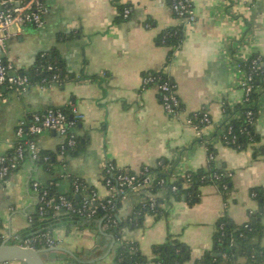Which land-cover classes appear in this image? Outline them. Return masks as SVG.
<instances>
[{
    "label": "crops",
    "instance_id": "1",
    "mask_svg": "<svg viewBox=\"0 0 264 264\" xmlns=\"http://www.w3.org/2000/svg\"><path fill=\"white\" fill-rule=\"evenodd\" d=\"M48 11L41 27L17 24L8 40L7 59L20 73H27L41 52L51 51L62 63L63 79L50 85L33 84L18 96L7 92L0 104V155L11 154L18 123L30 122L34 113L63 106L84 115L74 129L85 148L67 153L64 161L48 171L26 159L5 180L0 181V216L11 238L28 237L40 229L29 217L36 211L37 192L31 182L55 183L61 193L71 189L72 179L94 187L101 197L103 167L107 161L138 171L160 160L174 165L175 174L207 167L208 144L216 150L215 161L226 164L232 173V191L225 197L217 185L202 187L201 199L194 205L183 200L164 202L168 209L159 218L144 217L142 227L126 223L133 209L147 196L141 191L122 200L116 213L123 221L121 233L137 241L148 257L152 245L166 240L168 233L189 247L185 264L213 251V235L219 217L226 212L236 223H244L258 208L251 189L264 186V93L259 99L256 131L261 140L238 150L222 144L216 136L224 120V106H233L244 97L245 71L238 62L254 53L264 57V0H196L197 19H179L168 0H45ZM120 4L130 5V15L118 19ZM183 26L184 40L175 48L157 42V36L171 26ZM163 70L172 77L182 107L177 114L162 105L156 85L143 87L146 72ZM198 111L209 113L212 123L200 130L187 122ZM41 149L58 151L64 136L45 129L38 137ZM81 197L77 194V197ZM164 191L156 192L163 197ZM104 217L91 226L67 230L61 222L52 229L57 246L64 250L43 253L46 264H115V237ZM100 231L104 232L95 251ZM264 246V234L261 238ZM243 262L244 259H241ZM6 264H22L9 262Z\"/></svg>",
    "mask_w": 264,
    "mask_h": 264
},
{
    "label": "trees",
    "instance_id": "2",
    "mask_svg": "<svg viewBox=\"0 0 264 264\" xmlns=\"http://www.w3.org/2000/svg\"><path fill=\"white\" fill-rule=\"evenodd\" d=\"M168 1L171 5L172 1ZM125 7H130V5L120 4L118 6V19L124 18L123 11ZM184 37L183 26L180 25L168 27L157 36L156 39L159 44L172 48L167 56V63L171 61L174 55L173 50L182 44ZM254 60H256L255 64ZM239 63L246 73H252L253 90L250 92L248 99L244 100L243 97L242 101L236 105L224 106L225 117L217 128L216 136L222 144L238 150L253 146L258 154L262 152L263 146L256 147V143L260 142L261 137L255 126L259 114V99L264 93V57L254 53L246 60L239 61ZM254 65L255 68L253 69ZM150 73L157 77L158 84L168 81L175 86L172 77L163 70L150 71ZM24 74L29 76L32 85L39 84L42 86L57 82L53 79L55 74L58 75L59 81L64 76L61 61L51 51L41 52L28 72ZM158 96H161L159 89ZM60 108L71 113V106ZM249 111L252 112L251 115ZM202 116L203 111H198L194 121L199 122ZM84 148L82 138L77 137L74 147L69 149L68 153L76 155ZM216 153V148L209 143L207 167L186 170L182 174H175L174 165L168 160H160L156 166H150V170L157 173V178L153 181L150 189L154 192L162 190L164 196L156 197L154 201L146 200L137 204L127 218L126 223L130 226L142 227L145 215L152 214L157 218L166 215L168 209L164 206L165 201L171 204L173 200H183L189 205H194L201 199L202 187L208 184L217 185L225 197L229 196L233 187L232 173L226 164H217L215 161ZM57 155L58 151L41 149L40 158L36 163L44 169L52 171L58 163ZM46 156H48V159H44ZM128 171L134 172L132 170ZM162 178L165 179L163 184L158 181ZM75 180L72 179L71 189L67 193H61L55 183H45L48 185L50 203L49 206L44 208L43 214L39 209L40 204L37 203L36 211L31 215V222L34 227H38L40 230L31 236L52 232L53 227L61 222L66 224L68 231L72 229V224L91 226L97 218L102 216L104 222L108 225L109 232L115 237L116 245L113 250L115 264H185L190 258L188 245L172 233H168L164 242L152 245L153 255L151 257L143 253L137 241L123 238L121 227L124 222L118 221L116 217V213L122 204L121 199H118L114 206L108 207L103 214L99 210L93 218H87L84 215L65 209L57 213L51 201L57 202L60 194H65L76 205H79L93 190H96L94 187H87L82 180L78 179L80 188L75 191ZM173 186H176V189H173ZM251 193H255L253 197L258 202V208L249 213V218L244 223L234 222L224 212L216 223L213 235V251L198 258L197 262L199 264H264V246L261 243L264 234V186L252 188ZM77 194H80L81 197L78 198ZM1 243L2 241H0ZM37 248H43V245H37ZM241 259H244V261L242 262ZM6 263L9 262L0 264Z\"/></svg>",
    "mask_w": 264,
    "mask_h": 264
},
{
    "label": "built area",
    "instance_id": "3",
    "mask_svg": "<svg viewBox=\"0 0 264 264\" xmlns=\"http://www.w3.org/2000/svg\"><path fill=\"white\" fill-rule=\"evenodd\" d=\"M171 1L172 11L179 19L186 23L194 22L197 19L195 12L196 0ZM47 11L48 7L45 0H0V104L7 101L8 91L21 96L32 85L29 76L20 73L16 66L7 59L8 40L12 34V28L17 24H30L35 27H41L45 22ZM130 12V8L125 7L123 16L128 17ZM255 62L256 60H254V64ZM238 66H240L239 62ZM49 68L52 69L51 66ZM252 68L254 69L255 65ZM156 78L152 73L146 72L142 77L143 87L156 85L157 89L160 90L161 96L159 99L165 110L170 114H177L181 109V100L175 90V86L168 81L158 84ZM53 79L59 81L58 75L55 74ZM252 80V73L245 72V77L242 81L244 100L248 99L250 92L253 90ZM251 113L249 111L250 115ZM196 117L197 112L190 115L187 122L199 130L203 126L212 123V119L206 111H203V116L199 119V122L194 121ZM83 118L84 115L76 108L71 107V113H68L62 108L52 107L44 113H34L28 123H18L15 129L16 142L13 145L12 153L0 155V181L5 180L17 170L24 160L30 159L36 162L40 158L41 147L38 137L45 129L54 130L64 136V140L58 150V156L64 161L68 150L74 147L78 137L74 129ZM44 159H48V156ZM149 167V165H144L140 170L130 172L118 167L114 162L107 161L103 167V185L107 190L105 197H101L96 190H93L79 205H76L65 194H60L57 202L54 200L51 202L57 213L65 209L84 215L87 218H93L100 209L106 211L108 207L114 206L118 199L123 200L141 191L148 192V196L143 201H154L156 192L150 188L153 185V181L157 178V173L151 171ZM158 181L163 184L165 179L162 178ZM31 185L37 192V203L40 204L39 209L43 214L44 208L49 206L50 203L48 185L39 180H33ZM74 186L75 191H78L80 184L77 180L74 181ZM173 189H176V186H173ZM251 194L252 196L255 195V193ZM29 221H32V216L29 217ZM6 240L32 248H37V245L52 247L58 244L53 232L25 238L17 236L11 238L7 235L0 216V241L3 243Z\"/></svg>",
    "mask_w": 264,
    "mask_h": 264
},
{
    "label": "water",
    "instance_id": "4",
    "mask_svg": "<svg viewBox=\"0 0 264 264\" xmlns=\"http://www.w3.org/2000/svg\"><path fill=\"white\" fill-rule=\"evenodd\" d=\"M100 213L103 214L104 211L100 209ZM105 225L108 227L107 224ZM102 235H104V232L100 231V235H98L97 237L96 247L91 250H87V252L95 251L98 248V245L101 243ZM52 250H64L71 256H73L75 259L81 260L76 253L64 247L52 246L43 248H32L12 243L11 240H6L0 244V263L19 262L22 264H46L45 259L43 257V253Z\"/></svg>",
    "mask_w": 264,
    "mask_h": 264
}]
</instances>
